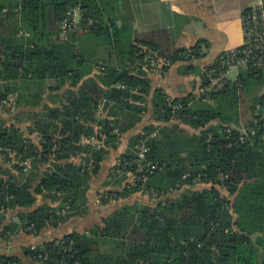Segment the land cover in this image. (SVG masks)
Masks as SVG:
<instances>
[{"label":"trees","instance_id":"trees-1","mask_svg":"<svg viewBox=\"0 0 264 264\" xmlns=\"http://www.w3.org/2000/svg\"><path fill=\"white\" fill-rule=\"evenodd\" d=\"M77 8L82 17L63 39L62 23ZM108 13L109 0H0L1 104L9 94L20 93L24 81L37 82L39 91L47 80L77 87L88 66L101 69L63 108H50L48 116L34 122L31 132L39 134V142L18 128H0V151H14L16 169L23 174V163L29 162L36 174L30 182L28 173L17 180L0 175L3 236L17 228L38 236L49 226L87 214L89 182L101 170L110 144L141 122L148 110L149 81L136 69L146 55L177 61L185 51L171 47L166 31L134 35L128 23L106 20ZM83 38L106 52L97 50L96 59L89 60ZM201 43L192 47L196 53ZM219 57L208 71L218 67ZM263 71L240 68L223 91L199 98L170 100L158 90L154 119L165 125L136 135L111 172V177L122 175L124 180L134 177L119 196L147 192L157 202L124 206L88 233L29 246L26 258L34 264H264V94L242 109L247 85L251 80L264 83ZM208 82L206 74L202 87ZM39 93L33 105L40 104ZM101 105L108 114L103 119L97 114ZM173 121L177 123L170 125ZM182 126L199 133L192 135ZM243 128L256 134L241 142ZM99 134L105 136L103 147L83 143V136ZM141 140L151 148L150 160L161 167L146 178L137 171ZM79 154L90 157L72 161ZM47 163L37 176L39 165ZM197 182L204 189H192ZM185 186L178 197H167ZM39 197L59 204L37 206ZM11 211L18 221L8 224ZM64 211L66 216L61 215ZM0 264L28 263L18 255H0Z\"/></svg>","mask_w":264,"mask_h":264},{"label":"crops","instance_id":"crops-1","mask_svg":"<svg viewBox=\"0 0 264 264\" xmlns=\"http://www.w3.org/2000/svg\"><path fill=\"white\" fill-rule=\"evenodd\" d=\"M259 6L264 7V0H109V13L106 15V20L116 19L119 26L128 23L132 26L134 35L166 31L173 49H186L202 42L206 45L204 55L193 61H178L162 73L148 71L142 67V69L137 68L136 73L143 71L144 78L149 81L150 92L146 103L148 110L141 122L124 132L114 145L110 144L108 154L101 164V170L89 182L87 214L82 217H73L57 227L49 226L38 236L27 235L19 228L16 230L19 234L13 235L14 237L8 234L4 236L0 234V255H18L24 258L28 264H34L26 258L25 248L33 245L40 246L73 232L88 233L95 227H101L105 219L124 206L153 205L156 198L147 192H138L127 197L119 196L132 182V179L129 176L124 180L122 175L111 177L112 169L117 165L121 155L131 148L134 137L144 133V129L148 125L146 123L147 117H150L149 114L152 111L154 115L153 100L156 92L160 90L170 100L182 99L189 95L197 96L202 89L204 76L218 56L225 51L243 46V14L247 9ZM85 52L88 54L86 57L89 60L96 59L95 52L88 53L87 50ZM85 70L86 75L77 87H59L56 80H47L42 91L29 93L32 99L37 92H40V104L37 107L30 105L29 97L26 99L28 101L24 104L26 106L23 109L34 110L40 116H44L48 108H63L70 97L78 95L83 84H89L95 76L101 73L98 66L91 70L88 66ZM233 71H236V77L231 79L230 74ZM238 74V69H233L229 72L228 77L235 81ZM16 94H9L8 100H13ZM263 94L264 92L260 95ZM97 114L101 119L108 117L103 105L100 106ZM182 127L189 129L186 126ZM33 136L36 137V135ZM82 138L84 144H92L98 147H103L106 144L105 138L103 140L98 139L97 135L83 136ZM35 139H41L39 134ZM88 157H90L88 154H79L72 158V161L80 163L83 158ZM47 166L48 163L40 164L37 168L38 171L36 169L37 176L42 174ZM102 192H110L108 202L100 201L99 194ZM46 203L52 206L59 204L50 199L43 200V197H39L37 206ZM9 215L8 224L18 221L16 214Z\"/></svg>","mask_w":264,"mask_h":264},{"label":"built area","instance_id":"built-area-1","mask_svg":"<svg viewBox=\"0 0 264 264\" xmlns=\"http://www.w3.org/2000/svg\"><path fill=\"white\" fill-rule=\"evenodd\" d=\"M82 15L79 8L70 11L62 23L61 37L67 39L69 34L75 29ZM243 31L244 44L243 51L238 48L225 51L219 57L218 67L208 71L207 77L209 82L202 87L200 93L196 96L199 98L203 94H211L223 91L228 81L230 80L228 74L233 69L252 68L254 70H261L264 68V7L259 6L252 8L247 13L243 14ZM201 49L196 53L192 47L186 48L185 51L179 54L178 60L174 61L172 57H166L159 54L146 55L141 67L148 71L162 73L164 70L170 68L178 61H193L204 55L206 45L200 44ZM255 129L243 128L240 130V141L244 142L250 135H255ZM138 151V172L144 174V177L155 174L161 169L159 164L150 160L149 154L150 146L146 144L145 140H141L137 146ZM35 249V246L32 247Z\"/></svg>","mask_w":264,"mask_h":264},{"label":"rangeland","instance_id":"rangeland-1","mask_svg":"<svg viewBox=\"0 0 264 264\" xmlns=\"http://www.w3.org/2000/svg\"><path fill=\"white\" fill-rule=\"evenodd\" d=\"M83 43H84L85 50H87L88 53H93V52H96L97 50L101 54L106 52L104 47H101L100 49L97 43L90 40L89 38H83ZM234 77H236V71H233L232 74H230L231 79H233ZM38 86L39 84H37V82H34L33 80L24 81L22 82L20 93L16 94V97L13 100L7 99L6 101H3L2 104L0 103V128L1 129L8 128L9 130H11L12 127H15V128L20 129L21 132L23 131V133H25V135L28 136L29 138L34 139L36 141H40V140H37L38 138L35 139L36 137H38L37 132H31V129L33 128L34 122L42 116H40L34 110L29 111V110L23 109V107L26 106L24 104H26L28 101L26 99H29L30 97L29 93H31L32 91H38L39 90ZM263 92H264V83L260 81L258 82L256 80H251L244 91V95L246 98V104L242 105V109H245V106H248L249 103H251L252 100L256 96L262 94ZM33 102H34V98L31 99L30 97L29 104L34 107H37L38 105H33ZM49 110L50 108L46 109L47 112L45 114L47 116L50 113ZM149 115L150 117H147L148 119H146L147 120L146 123L148 124L146 125V128L150 126L165 125L163 122H159L154 119L153 111ZM173 122L177 123L176 121H173ZM173 122H171L170 125H172ZM100 128L101 127H97V130H100ZM95 130H96V127H95ZM188 130L190 131L192 135L199 133V131L191 129V128H189ZM33 135H36V137ZM99 138H102L101 140H103L105 136L102 134H99L98 139ZM1 150L3 152L0 151L1 152L0 153L1 154L0 155V175L4 176L6 179H11V180L19 179L21 177L22 172L16 169L15 167V164L18 163V159L16 158V153L6 148H3ZM23 165L26 166V168L23 170V174L25 173L29 174V178L27 179V181L30 182L31 180L35 179L36 174L33 173V168H32L33 165L30 164L29 162H24ZM130 177L133 180L134 177L132 174H130ZM205 186H206L205 184L201 182H197V184L194 185L192 189L201 190V189H204ZM187 189L188 187L185 186L181 190H175L171 192L169 195H167V197H178L181 193L185 192ZM222 192L226 194V191L224 189H222ZM109 195H108V192H102L101 194H99L100 201L102 202L103 198L104 197L107 198ZM43 200H47V199L43 198ZM157 200L158 198L156 199L155 203L157 202ZM133 207H136L135 204ZM11 212L12 214L13 213L16 214V211H11ZM66 213L67 212L64 211L61 213V215L66 216L67 215ZM18 234H19L18 231L14 233H8L9 236H13V235L15 236Z\"/></svg>","mask_w":264,"mask_h":264}]
</instances>
